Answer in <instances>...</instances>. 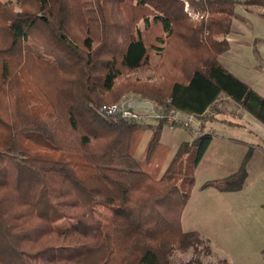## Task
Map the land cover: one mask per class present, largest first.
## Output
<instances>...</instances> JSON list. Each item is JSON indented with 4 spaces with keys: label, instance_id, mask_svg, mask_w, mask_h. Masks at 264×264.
<instances>
[{
    "label": "trees",
    "instance_id": "1",
    "mask_svg": "<svg viewBox=\"0 0 264 264\" xmlns=\"http://www.w3.org/2000/svg\"><path fill=\"white\" fill-rule=\"evenodd\" d=\"M246 4L264 9V0L0 2V264H172L200 246L210 256L201 233L182 226L214 139L208 111L225 95L264 123V97L220 62ZM157 31L164 47L147 40ZM151 51L170 54L164 85L131 76L150 69ZM126 93L161 118L104 111ZM176 112L200 128L164 169L162 133ZM249 158L203 188L241 190Z\"/></svg>",
    "mask_w": 264,
    "mask_h": 264
},
{
    "label": "rangeland",
    "instance_id": "2",
    "mask_svg": "<svg viewBox=\"0 0 264 264\" xmlns=\"http://www.w3.org/2000/svg\"><path fill=\"white\" fill-rule=\"evenodd\" d=\"M6 1H12L14 4L16 2V0H0V2ZM158 34V31L155 32L154 36H149L147 40L150 43L154 42L158 47H164V44L155 40ZM228 40L230 49L220 57V62L240 79L254 86L255 91L264 97V77L261 73V67L264 65H261L264 57L262 55L264 9L248 4L239 7L237 17L233 22L232 34ZM151 53L150 69H142L131 76L144 84L154 85L164 82V85L167 81L159 67L170 61V54L165 51L162 55L155 54L153 51ZM124 80L125 77L119 82L123 83ZM115 106H121L145 118L151 116L150 113L159 115L149 101L134 93H126ZM218 106H221L227 115L236 112V108H230L227 104L223 103ZM246 116V118L238 116H226V118L230 121L244 123L249 127H253V125L258 127L260 130L255 129V134L261 137L259 143L264 148V123L250 113H246ZM148 120V122H155L157 117L152 116ZM203 127L206 132L214 131L215 134L226 137L236 138L241 132V129H232L233 127L211 120H207ZM198 128H200L199 121H195L194 129L186 128L178 123L171 126L167 122L165 130L187 132L193 136L197 133ZM242 162L244 161H238L234 157L231 159L216 157L213 147L208 157L201 163L195 175L196 183L190 196L191 200L188 201L187 216L189 215V219L184 229L200 232L210 246L211 254L204 257L203 248L200 246L197 254L193 250H189L185 254L175 253L172 264H189L191 259L195 258H199L204 264H264V261L260 260L261 257L258 258V254L260 255L264 251V155L258 152L253 162L248 161L247 178L241 190L229 195H219L216 191L213 195H208L201 191L206 189L203 188L206 182L223 180L235 174L241 168ZM217 204H220L225 210L218 219L216 214L209 210L210 207ZM69 225L68 221H60L57 227L65 228ZM219 241L225 247L227 261H222L219 258L221 250L215 244Z\"/></svg>",
    "mask_w": 264,
    "mask_h": 264
},
{
    "label": "crops",
    "instance_id": "3",
    "mask_svg": "<svg viewBox=\"0 0 264 264\" xmlns=\"http://www.w3.org/2000/svg\"><path fill=\"white\" fill-rule=\"evenodd\" d=\"M230 38V37H228ZM262 55L264 56V46L262 47ZM222 57V56H221ZM264 64V57L262 60L261 65ZM225 68H227L232 74H234L236 77H238L235 73H233L228 67H226L225 65H223ZM261 67V66H260ZM260 69V68H259ZM240 79V77H238ZM242 80V79H240ZM244 81V80H242ZM246 84H248L253 90L254 86L250 85V83H248L247 81H244ZM257 92V91H256ZM258 93V92H257ZM261 95V94H260ZM262 96V95H261ZM263 97V96H262ZM227 104L228 107L230 108H236V112L235 113H229L228 115L225 113V110L221 107L218 106L219 104ZM246 112L244 109H242L238 104H236L233 100H231L230 98H228L225 95H221L220 98L218 99V101L216 103L213 104L212 108L208 111L209 114V120L214 121V122H219V123H223L229 127H233L232 129H241L240 135L237 136L236 138L234 137H226V136H219L217 134L213 132L214 134V139L212 141V143L210 144L209 148L207 149L203 159L201 160V162L199 163L197 169H196V173L198 172L199 166L201 165V163L208 157L210 150L214 147L215 149V156L220 158V159H231V158H236L238 161L242 160L244 161L246 159V157L248 156V154L250 153V158L249 160L251 162H253L258 154V152H261L264 155V148L260 145L259 140L261 139L260 136L255 134V129L260 130L258 127L254 126L253 127H249L248 125L244 124V123H239V122H234V121H230L228 118H226V116H238V117H244L246 118ZM198 121V120H197ZM235 127V128H234ZM204 129V127H203ZM171 131V132H170ZM167 131L164 129L163 133H162V142L166 145H168L170 147V154L168 155V158L166 160V164L164 169H166V167L169 165V163L171 162L173 156L175 155L177 149L179 148V146L183 143V142H189L192 140V137L190 135V133L187 132H175L174 130H170ZM204 131L206 132V130L204 129ZM150 138V134L147 133L142 141L140 142L138 151H137V157L139 158L145 148L146 145L149 141ZM260 138V139H259ZM264 142V141H263ZM255 152H257V154H255ZM243 163V162H242ZM195 173V175H196ZM195 188V187H194ZM194 190V189H193ZM202 193L204 194H208V195H213L215 193V191L217 193H219V195L221 194H233L236 191H219L214 187H209L206 188L204 190H201ZM213 191V192H212ZM193 192V191H192ZM191 200V197L189 199V201ZM189 205V202L187 203V206ZM187 206L184 210L183 216H182V226L183 229L185 228V224L189 219V215L187 216ZM260 206H262L260 204ZM209 210H211L214 214H216V218H219V215L222 212H225L224 208L221 207L220 204H217L216 206L210 207ZM185 230V229H184ZM186 231V230H185ZM216 246L221 250L219 252V258H221L220 260H226L225 258L227 257V254L225 253L224 249L225 247L223 246V244L219 241L215 243ZM260 258V260L264 261V251L261 252V254H258V258ZM259 260V261H260ZM227 261V260H226Z\"/></svg>",
    "mask_w": 264,
    "mask_h": 264
},
{
    "label": "built area",
    "instance_id": "4",
    "mask_svg": "<svg viewBox=\"0 0 264 264\" xmlns=\"http://www.w3.org/2000/svg\"><path fill=\"white\" fill-rule=\"evenodd\" d=\"M261 73L264 77V65L261 67ZM103 109L108 114H116L119 112V113H122V115L124 117H132V118L142 120V121H149L148 118H152V116H156L157 119L161 118L160 115H152L151 113L149 114L151 116H148V118H145L144 116H139L138 114H136L132 111L126 110L125 108H123L121 106H119V107L118 106H110V107H104ZM195 121H197V119L194 116L185 115V114H182L179 112H176L167 118V122L171 126H173L175 123H178V124H182L186 128H190V129H194Z\"/></svg>",
    "mask_w": 264,
    "mask_h": 264
}]
</instances>
